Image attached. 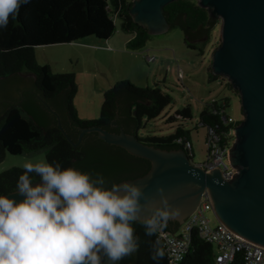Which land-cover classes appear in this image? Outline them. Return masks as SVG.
Returning a JSON list of instances; mask_svg holds the SVG:
<instances>
[{"label": "trees", "instance_id": "trees-1", "mask_svg": "<svg viewBox=\"0 0 264 264\" xmlns=\"http://www.w3.org/2000/svg\"><path fill=\"white\" fill-rule=\"evenodd\" d=\"M131 3V0H29V3L20 6L14 20L10 18L8 24L0 28V79L24 73L31 81V89L23 96L22 102L6 104L0 113V161L5 153L23 154L45 149V158L60 161L62 166L73 164L82 170L101 172L105 178L122 170L125 172L122 168L124 161L116 159L109 146L124 152L123 148L98 138L93 145L85 147L78 143L72 146L58 129L55 116L45 104L56 111L62 127L75 141L78 126H100L112 132L123 129L135 133L142 127L143 118H155L172 102L170 94L157 85L152 88L138 87L122 79L103 92L98 118L81 120L73 106L76 92L74 75L52 73L47 65H39L34 49L42 45L70 43L87 36L106 40L115 30V19L119 20L122 31L133 34L126 47L131 50L140 48L149 34L145 27L133 22L128 13ZM163 14L170 28L177 26L183 31L185 46L202 54L210 41L213 25L207 10L198 6L196 0H174L163 7ZM200 35L203 40L196 46L192 40ZM219 77L209 67L208 81ZM226 86L237 93L229 82ZM228 101L229 98L224 96L205 103L199 112L198 124L203 127L217 125L219 134L237 125L240 119H233L230 123L220 120L219 110L223 108L225 111ZM36 113L43 117L41 124L34 120ZM178 118H191L189 105L175 111L174 116H168L166 121ZM88 135L95 136V133L84 136ZM178 137H181V143L175 142ZM228 137L233 139L232 135ZM138 138L146 144L167 150L182 148L185 142H189L188 131L181 125L167 136ZM133 157L137 160L136 172L124 175L121 180L141 176L149 170L148 160ZM22 171L23 168L11 167L1 172L0 192L6 194L15 190L16 180ZM178 226L176 221L168 220L152 236H146L143 227L136 224L138 247L117 264H168L158 236L161 232H173ZM180 264H214L213 245L199 239L193 232L190 251ZM229 264H243L240 255L237 254Z\"/></svg>", "mask_w": 264, "mask_h": 264}, {"label": "water", "instance_id": "water-1", "mask_svg": "<svg viewBox=\"0 0 264 264\" xmlns=\"http://www.w3.org/2000/svg\"><path fill=\"white\" fill-rule=\"evenodd\" d=\"M171 1L131 0L128 13L148 34H159L170 28L163 7ZM196 1L210 19L221 21L220 42L211 54L210 69L215 75L225 76L237 91L242 112V119L232 128L233 141L227 150L229 163L236 170L229 179H224L218 168L205 171L193 163L188 150L161 149L142 142L139 129L128 133L78 126L73 141L56 111L45 107L72 146L84 133L95 132L100 140L149 161L146 173L124 179L140 186L142 205L166 202L169 207H178L179 212L169 220L181 224L206 190L217 221L239 237L264 246V0ZM30 89L31 81L24 73L0 79V113L6 104L22 102ZM34 120L41 124L43 117L36 113ZM6 194L17 195L15 190Z\"/></svg>", "mask_w": 264, "mask_h": 264}, {"label": "clouds", "instance_id": "clouds-1", "mask_svg": "<svg viewBox=\"0 0 264 264\" xmlns=\"http://www.w3.org/2000/svg\"><path fill=\"white\" fill-rule=\"evenodd\" d=\"M29 0H0V28ZM14 195L0 192V264H117L178 207L141 204L140 186L45 157L26 159ZM142 210H145L142 213Z\"/></svg>", "mask_w": 264, "mask_h": 264}, {"label": "rangeland", "instance_id": "rangeland-1", "mask_svg": "<svg viewBox=\"0 0 264 264\" xmlns=\"http://www.w3.org/2000/svg\"><path fill=\"white\" fill-rule=\"evenodd\" d=\"M119 23L118 19L114 20L115 30L106 40L87 36L70 43L38 46L34 49L35 60L39 65H47L52 73L74 75L73 106L81 120L98 118L103 92L119 80H128L138 87L157 85L170 94L172 102L155 118H143L138 136H167L181 125L188 131L191 161L203 162L206 129L198 124L203 105L213 98L226 96L229 101L225 113L231 119H242L238 93L226 86L227 78L220 76L208 81L211 54L220 42V19H213L211 38L202 54L185 46L183 31L177 26L159 34H149L143 46L128 49L126 43L133 34L122 31ZM202 40L200 35L192 42L199 46ZM186 105L190 107L191 118L166 121ZM45 153V149L23 154L5 153L0 161V173L11 167L22 168L26 159L45 157ZM204 214L211 225L217 222L210 207Z\"/></svg>", "mask_w": 264, "mask_h": 264}, {"label": "built area", "instance_id": "built-area-1", "mask_svg": "<svg viewBox=\"0 0 264 264\" xmlns=\"http://www.w3.org/2000/svg\"><path fill=\"white\" fill-rule=\"evenodd\" d=\"M149 59L148 57H146ZM222 123L233 121L223 108L219 110ZM205 146L206 158L201 163H196L205 171L218 168L224 179H229L236 170L228 160L227 150L233 139L232 128L227 132H217L218 126H206ZM181 137L175 139L181 143ZM183 149L192 155L190 142H185ZM211 208V201L206 190L201 194L195 210L173 232H161L158 239L165 252L168 264H180L190 251L192 233L199 239L208 242L214 247V264H229L239 254L243 264H264V246L249 242L228 229L223 223L217 221L214 225L205 217L207 208ZM179 229V231H178Z\"/></svg>", "mask_w": 264, "mask_h": 264}, {"label": "flooded vegetation", "instance_id": "flooded-vegetation-1", "mask_svg": "<svg viewBox=\"0 0 264 264\" xmlns=\"http://www.w3.org/2000/svg\"><path fill=\"white\" fill-rule=\"evenodd\" d=\"M77 131H78V129H77ZM87 133H95V132H87ZM87 133H84L81 140L79 141V143H81L82 146H85V147L89 146V145H93L94 143H96V138H98L96 136V133H95L96 137L93 135L84 136ZM109 149L111 150L112 155H115L116 159L124 161L122 168L125 170V172H123V170H122L116 174H111L108 178H106L107 181L115 180V181L119 182L121 180L120 178L123 177L124 175H133L136 172L135 168L137 167V160L133 157L135 155H132V154L128 153L127 151L123 152L121 150H118L116 148H112L110 146H109ZM135 157H137V156H135ZM118 179H120V180H118Z\"/></svg>", "mask_w": 264, "mask_h": 264}, {"label": "crops", "instance_id": "crops-1", "mask_svg": "<svg viewBox=\"0 0 264 264\" xmlns=\"http://www.w3.org/2000/svg\"><path fill=\"white\" fill-rule=\"evenodd\" d=\"M110 38V37H109Z\"/></svg>", "mask_w": 264, "mask_h": 264}]
</instances>
